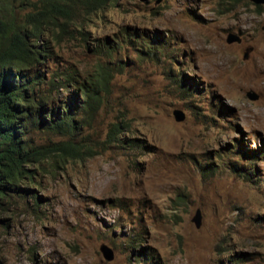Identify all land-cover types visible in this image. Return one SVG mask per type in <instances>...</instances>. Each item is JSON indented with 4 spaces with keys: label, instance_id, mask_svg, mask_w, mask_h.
Returning <instances> with one entry per match:
<instances>
[{
    "label": "rangeland",
    "instance_id": "1",
    "mask_svg": "<svg viewBox=\"0 0 264 264\" xmlns=\"http://www.w3.org/2000/svg\"><path fill=\"white\" fill-rule=\"evenodd\" d=\"M13 3L19 20L45 9L65 26L43 28L48 72L113 77L74 134H29L40 204L15 197L0 264H264V4Z\"/></svg>",
    "mask_w": 264,
    "mask_h": 264
},
{
    "label": "trees",
    "instance_id": "2",
    "mask_svg": "<svg viewBox=\"0 0 264 264\" xmlns=\"http://www.w3.org/2000/svg\"><path fill=\"white\" fill-rule=\"evenodd\" d=\"M15 0H0V226L7 224L15 197L32 198L36 163L44 151L29 140L34 129L59 134H74L81 128L82 112L91 113L101 102L100 90L106 91L113 70L99 66L88 83L71 68L50 71L47 60L52 55L43 37L44 26L66 30L56 18L42 9L27 13L24 20L15 14ZM105 4L110 0H100ZM53 25V26H52ZM52 26V27H51ZM106 45V44H105ZM108 46L104 48L107 49ZM65 89L63 98L53 97ZM77 94V95H76ZM120 125H114L111 137L125 142ZM137 144H135L136 146ZM141 252V251H140Z\"/></svg>",
    "mask_w": 264,
    "mask_h": 264
},
{
    "label": "water",
    "instance_id": "3",
    "mask_svg": "<svg viewBox=\"0 0 264 264\" xmlns=\"http://www.w3.org/2000/svg\"><path fill=\"white\" fill-rule=\"evenodd\" d=\"M251 1H253L254 3H257V4H264V0H251ZM238 40H239L238 37H236L235 35H229V37L227 38V42H229V43L233 42V41H238ZM249 51H250V49H247V52L245 53V58L248 56ZM247 96L251 100H255L258 97L257 94L253 91H249L247 93ZM174 118L177 121L183 120L184 115H183L182 111L174 110ZM193 221L197 227L200 226V213H199V211L196 212L195 216L193 217ZM101 251H102V254H103L105 259L111 260L113 258V252L108 246L102 245Z\"/></svg>",
    "mask_w": 264,
    "mask_h": 264
}]
</instances>
